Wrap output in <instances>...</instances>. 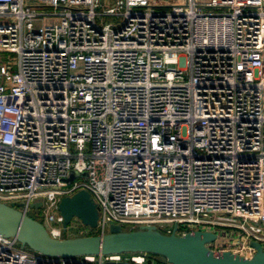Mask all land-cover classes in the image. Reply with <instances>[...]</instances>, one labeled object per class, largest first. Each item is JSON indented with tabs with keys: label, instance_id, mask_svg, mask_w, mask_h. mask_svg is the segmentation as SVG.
Listing matches in <instances>:
<instances>
[{
	"label": "built area",
	"instance_id": "2783aa9c",
	"mask_svg": "<svg viewBox=\"0 0 264 264\" xmlns=\"http://www.w3.org/2000/svg\"><path fill=\"white\" fill-rule=\"evenodd\" d=\"M153 1L0 0V202L40 210L61 239L58 203L83 189L96 234L176 225L251 257L250 241L264 247V0ZM153 261L47 256L0 235V264Z\"/></svg>",
	"mask_w": 264,
	"mask_h": 264
},
{
	"label": "water",
	"instance_id": "95a60500",
	"mask_svg": "<svg viewBox=\"0 0 264 264\" xmlns=\"http://www.w3.org/2000/svg\"><path fill=\"white\" fill-rule=\"evenodd\" d=\"M71 175L74 176L75 173L72 172ZM40 205V201L33 203L36 208ZM58 210L63 217L64 229L73 217L79 218L89 227L96 226L98 209L86 190L61 197ZM175 229L176 225L171 233L165 234L154 225L123 230L119 225L111 224L109 232L102 235L58 239L51 237L39 220L13 205L0 202V235L16 237L21 245L47 256L67 258L87 254L148 252L162 256L167 264H264V247L258 241H250L254 248L251 257L231 251L218 254L207 246L215 240L214 232L192 230L184 235H177Z\"/></svg>",
	"mask_w": 264,
	"mask_h": 264
},
{
	"label": "rangeland",
	"instance_id": "374dc122",
	"mask_svg": "<svg viewBox=\"0 0 264 264\" xmlns=\"http://www.w3.org/2000/svg\"><path fill=\"white\" fill-rule=\"evenodd\" d=\"M162 0H154L153 2H161ZM167 1H176V0H167ZM106 5L105 7L109 6L110 4L113 3V0H104V2ZM157 9H162V10H166L168 9L167 6H160V7H156ZM102 8H99V10H101ZM120 21L119 18L115 17V16H98L96 18V22L102 26L104 24H107V23H112V24H115V23H118ZM3 58L6 59L7 57H12V59H15L16 57V54L15 53H3L2 54ZM72 174V173H71ZM32 216H34L36 219L38 220H42L40 215H41V211L40 210H36L35 214L31 213ZM169 227H172V225L168 224ZM82 231L81 233L79 231ZM97 231H96V228H92V227H89L88 225H85L83 224L79 218L77 217H73L68 226H67V236L68 237H73V236H83V235H93V234H96ZM223 240L221 239H216V244H219V243H222ZM158 261V264H166V260L162 257V256H158L157 258ZM156 261H153L152 264H157Z\"/></svg>",
	"mask_w": 264,
	"mask_h": 264
},
{
	"label": "trees",
	"instance_id": "16d2710c",
	"mask_svg": "<svg viewBox=\"0 0 264 264\" xmlns=\"http://www.w3.org/2000/svg\"><path fill=\"white\" fill-rule=\"evenodd\" d=\"M35 218V217H34ZM154 258H157L159 255L150 253Z\"/></svg>",
	"mask_w": 264,
	"mask_h": 264
},
{
	"label": "crops",
	"instance_id": "0c3cea01",
	"mask_svg": "<svg viewBox=\"0 0 264 264\" xmlns=\"http://www.w3.org/2000/svg\"><path fill=\"white\" fill-rule=\"evenodd\" d=\"M163 2H166V3H169V2H172V1H167V0H162Z\"/></svg>",
	"mask_w": 264,
	"mask_h": 264
}]
</instances>
